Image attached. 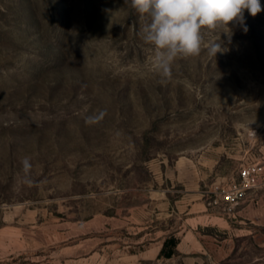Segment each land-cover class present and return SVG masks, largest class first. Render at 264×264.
Masks as SVG:
<instances>
[{"label": "rangeland", "instance_id": "rangeland-1", "mask_svg": "<svg viewBox=\"0 0 264 264\" xmlns=\"http://www.w3.org/2000/svg\"><path fill=\"white\" fill-rule=\"evenodd\" d=\"M244 17L162 78L125 0H0V264H157L186 188L264 163V11ZM213 233L211 264H264V232Z\"/></svg>", "mask_w": 264, "mask_h": 264}, {"label": "clouds", "instance_id": "clouds-1", "mask_svg": "<svg viewBox=\"0 0 264 264\" xmlns=\"http://www.w3.org/2000/svg\"><path fill=\"white\" fill-rule=\"evenodd\" d=\"M143 21L142 39L154 48V69L162 78H170L178 58L199 56L206 50L210 57L223 51L222 42L210 34L219 30L231 37L230 24L248 31L244 12L255 17L264 6L260 0H125ZM255 137V133L252 131ZM28 177L32 167L28 158L22 160ZM30 183V180L26 179Z\"/></svg>", "mask_w": 264, "mask_h": 264}, {"label": "crops", "instance_id": "crops-1", "mask_svg": "<svg viewBox=\"0 0 264 264\" xmlns=\"http://www.w3.org/2000/svg\"><path fill=\"white\" fill-rule=\"evenodd\" d=\"M209 190L201 189L197 182L186 188L177 200L180 212L173 218V228H165L162 236L152 238L141 257L155 259L157 264L214 263L209 244L218 238L213 230L221 232L220 242L249 236L258 241L264 232V188L250 192L230 217L208 204Z\"/></svg>", "mask_w": 264, "mask_h": 264}, {"label": "built area", "instance_id": "built-area-1", "mask_svg": "<svg viewBox=\"0 0 264 264\" xmlns=\"http://www.w3.org/2000/svg\"><path fill=\"white\" fill-rule=\"evenodd\" d=\"M264 188V163L257 161L243 165L237 177L218 182L211 190L208 204L230 217L246 196L255 190Z\"/></svg>", "mask_w": 264, "mask_h": 264}]
</instances>
